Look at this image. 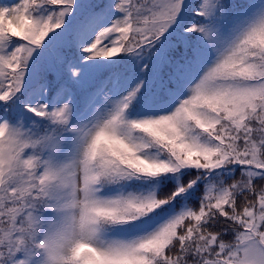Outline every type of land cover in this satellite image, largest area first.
Returning a JSON list of instances; mask_svg holds the SVG:
<instances>
[{
	"label": "snow or ice",
	"instance_id": "obj_1",
	"mask_svg": "<svg viewBox=\"0 0 264 264\" xmlns=\"http://www.w3.org/2000/svg\"><path fill=\"white\" fill-rule=\"evenodd\" d=\"M264 264V0H0V264Z\"/></svg>",
	"mask_w": 264,
	"mask_h": 264
},
{
	"label": "clouds",
	"instance_id": "obj_2",
	"mask_svg": "<svg viewBox=\"0 0 264 264\" xmlns=\"http://www.w3.org/2000/svg\"><path fill=\"white\" fill-rule=\"evenodd\" d=\"M62 218L58 213L38 224L34 234L38 237L35 251L40 257V264H58L60 255L68 256L69 247L62 242Z\"/></svg>",
	"mask_w": 264,
	"mask_h": 264
}]
</instances>
